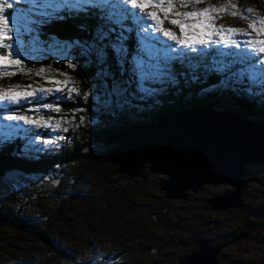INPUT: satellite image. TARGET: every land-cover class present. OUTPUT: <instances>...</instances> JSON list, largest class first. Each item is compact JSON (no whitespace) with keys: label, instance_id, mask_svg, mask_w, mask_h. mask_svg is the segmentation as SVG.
<instances>
[{"label":"rangeland","instance_id":"obj_1","mask_svg":"<svg viewBox=\"0 0 264 264\" xmlns=\"http://www.w3.org/2000/svg\"><path fill=\"white\" fill-rule=\"evenodd\" d=\"M172 5L173 13L170 15H165L158 8L136 9L145 16V27L137 29L135 26V45L141 35L147 34L160 43L167 42L175 46V42L167 41L162 32L152 31L151 12H157L162 20L158 27L175 33L179 38L180 30L169 23L170 19H182L178 14L200 12L205 8L216 9L210 13L214 26L238 29L239 32L233 34L232 39L241 44L239 47H224L222 43L214 45L213 48L218 51L213 55L223 59L221 52L231 53L243 61L238 67L251 68L254 64L257 69L260 68L264 54H259L257 60L256 54L243 41L264 39L248 27L249 23L264 18V0H172ZM27 7L14 5L6 15H18L20 9ZM215 38L219 40L220 36ZM56 43L63 42L40 37V41L32 47L26 44L23 54L27 59L22 61V67L11 66L14 75L0 76V92L22 91L29 85L33 89H55L58 85L46 81L64 82L59 85L62 92L44 98V103L52 105L53 113L47 116L41 105L25 104L20 108L0 103L15 109L12 113L0 112V138L20 137L25 141L24 149L29 141L17 133L14 127L16 122L2 119L4 115H28L58 124L55 128L32 129V132L41 133L35 137L36 145L43 140L52 141V144L44 146L50 151L41 152L38 156L24 151L23 156L17 155L22 158L37 160L43 154L58 153L66 136L63 129L67 128L68 131L69 126L74 128V120L71 123L67 120L69 116L63 114L66 110L61 109L58 96L64 91L79 95L81 88L77 87L78 80L68 67L74 59L65 60L62 50L53 46ZM173 85H167L163 92L150 98L142 111L132 108L107 117L104 130L128 128L137 122H154L160 110L166 111L167 107L178 105V97L171 100L164 98L169 92L168 88ZM255 85L260 86V83ZM91 90L95 98L94 87ZM215 91L225 96L218 98L222 100L220 103L230 96H226L230 90L217 88ZM37 107L41 109L38 114L27 111ZM56 108H59L58 112L54 111ZM62 121H66L67 125L62 124ZM6 124H12L13 127L5 128ZM92 124L98 131L97 119ZM21 128L27 130L23 124ZM106 148L108 146L104 143L93 144L95 154ZM60 168L54 173L37 177L12 169L7 174L8 179L0 180V209L17 214V222L9 217L11 221L8 223L0 220V264H86L99 261L104 264H170L198 251L202 241H210L211 246H222L219 264H264V164H249L252 174L243 180L240 207L222 211L214 209L208 200L224 192L233 193L235 187L231 184L219 187L206 184L198 191L190 190L189 199L194 198L192 201L169 199L161 188L166 176L150 171L149 166L144 170L146 178L120 174L107 160L79 162ZM161 195H165V200L161 199ZM127 198L133 200L127 202ZM205 203L209 206L206 207ZM42 229L48 233L47 242L35 234ZM229 241L234 242L229 244Z\"/></svg>","mask_w":264,"mask_h":264},{"label":"snow or ice","instance_id":"obj_2","mask_svg":"<svg viewBox=\"0 0 264 264\" xmlns=\"http://www.w3.org/2000/svg\"><path fill=\"white\" fill-rule=\"evenodd\" d=\"M19 4H26L28 7L20 9L18 15H6L9 9ZM149 7L158 8L165 15L173 13L172 0H0V76L14 75L15 72L10 70L11 66L22 67V61L27 59L23 54L25 45L32 47L39 42L43 27H47L50 22L71 19L79 21L77 28L88 33L90 39L77 38L53 46L62 50L65 60L75 59L81 67L95 65L94 79L100 82L99 85L94 86L95 115L99 132L104 131L107 117L117 111L132 108L142 111L143 105L150 98L163 92L167 85L176 84L178 75L184 79L185 84H188L203 83L209 73L220 74L222 79L219 84L203 89L204 92L217 88L240 91L237 86L245 85V81L248 83L244 86V91H251L257 82L264 88V61H260L258 69L254 64L251 68H244L237 66L243 61L231 53L221 52L223 59L213 55L218 51L213 48L214 45L222 43L224 47H239L241 44L240 41L232 39V35L239 32L238 29L214 26L210 13L217 11L216 9L205 8L200 12L178 14L182 19H170L169 23L180 30L179 38L175 33L158 27L162 20L157 12H151L149 16L153 21L152 31L162 32L167 41L175 42V46L172 43H160L155 37L145 34L140 36V41L132 48L128 34L133 29L127 27L126 22L131 19L137 29L145 27L143 24L145 16L140 15L136 9L143 10ZM248 11L252 10L248 9ZM189 20L196 22L187 23L186 21ZM89 21L94 23L90 24ZM248 27L258 37H264V18L249 23ZM137 34L140 35L139 31ZM216 36H220V39H216ZM243 43L256 54L257 60L259 54H264V39L245 40ZM192 53L197 55L192 56ZM112 61L115 63V70ZM177 64L183 69L182 71L177 72ZM76 66V64H68L70 68ZM46 82L56 84L58 87L33 89L29 85L22 91H3L0 92V103L20 108L25 104H37L45 109H52L51 104L44 103V98L49 94L62 92L63 89L59 85L64 82L60 80ZM88 95L89 93H84L85 99ZM64 99L60 97L59 102L63 103ZM14 110L8 108L10 112ZM40 110L39 107L27 109L37 114ZM54 111L58 112L59 108ZM2 119L16 122L14 127L17 133L29 141L25 146V153L38 156L41 152L50 151L44 146L52 144V141L43 140L36 145L35 137L41 133L31 130L55 128L58 124L21 114L4 115ZM21 124L27 126V130L21 128ZM4 127L11 128L13 125L6 124ZM63 130L67 131V128ZM11 139H14V136H4L0 138V143L6 144ZM197 259L193 256L191 264H197Z\"/></svg>","mask_w":264,"mask_h":264},{"label":"water","instance_id":"obj_3","mask_svg":"<svg viewBox=\"0 0 264 264\" xmlns=\"http://www.w3.org/2000/svg\"><path fill=\"white\" fill-rule=\"evenodd\" d=\"M106 140L113 147L105 157L120 174L146 178L149 166L166 176L161 188L169 199H189L190 190L206 184L233 185V193L208 200L218 211L240 207L243 180L252 174L249 164H264V122L232 109L182 108L148 124L110 131ZM7 219L0 213V220ZM221 247L202 241L198 251L175 264H191L193 256L197 264H219Z\"/></svg>","mask_w":264,"mask_h":264},{"label":"trees","instance_id":"obj_4","mask_svg":"<svg viewBox=\"0 0 264 264\" xmlns=\"http://www.w3.org/2000/svg\"><path fill=\"white\" fill-rule=\"evenodd\" d=\"M259 1V0H255ZM25 7L26 4H19ZM263 8V7H261ZM18 10V9H15ZM263 10V9H262ZM79 21L67 19L65 21L59 22H50L47 27H43L41 29V38L44 40L56 39L59 41H72L73 39H90L88 33L82 32L77 28V24ZM89 23H94V21H89ZM126 26L133 29L131 33H129V44L134 48L135 45V36L134 32L136 30V24L133 20H129L126 22ZM109 59L111 61V52L109 53ZM72 64H76L75 68H70L71 73L78 80L76 83L77 87L80 89V94L75 95L74 92H65L60 94L58 98L64 97L63 103H60V107L62 110H66L63 112L65 116H69V122H72V126L74 128H70L65 132V140L62 149L58 153L53 154H43L37 160L22 158L24 154V143L20 137L11 139L6 144L0 143V180L5 178V175L8 171L12 169H18L24 175L28 176H42L47 175L49 173H54L56 170H59L60 167H65L69 165H75L79 162H91L94 163L96 160H107L105 154L112 147H110L106 140V134L109 133L110 129H105L103 132H99L93 126V120H96L97 117L95 115V106L96 100L92 93V88L97 84L99 85V81L95 80L96 67L95 65H88L81 67L80 64L75 63V59ZM113 63V70H115V63ZM238 66V65H237ZM177 72L182 71L180 65H176ZM76 72V74H75ZM70 75V74H69ZM222 76L218 73H209L207 78L203 83H188L185 84L184 79L177 76V83L168 88V93L165 99H175L178 100V105L173 107H167V110L159 111V115L155 117L157 119L161 114L166 112H174L178 111L182 108H192L194 106H208L214 109H232L237 113L244 114L252 119H263L264 122V88L261 86L255 85L253 86L251 91H244L245 85L237 86L240 88V91H229L228 97L222 103H225L222 106L220 103L222 100H218L219 97H223L224 95H220L214 93L215 89L210 92H204L203 89L210 88V86L214 84H219ZM76 80V82H77ZM89 93L87 99L84 97V93ZM213 92V93H211ZM216 92V91H215ZM222 92V91H221ZM223 93V92H222ZM225 97V96H224ZM229 99V100H228ZM45 104H47L45 102ZM145 105V104H144ZM4 106V107H3ZM0 105V112L4 113H12L14 111H8V106ZM13 108L12 106H10ZM43 108V107H42ZM81 109L83 111H81ZM44 111V115L47 116L50 113H53L51 109H42ZM133 110V109H132ZM74 111L76 115H73ZM43 115V114H42ZM63 116V115H62ZM145 122H137L135 124H143ZM62 124L67 125L66 121H62ZM114 128V127H112ZM94 143H104L108 146L104 151H100L98 154H95L93 149ZM110 147V149H109ZM21 155V156H17ZM108 161V160H107ZM110 162V161H108ZM111 164V162H110ZM117 170V167L114 166ZM61 169V168H60ZM114 190V189H113ZM57 194L58 191H55ZM160 196V195H159ZM165 197V195L163 196ZM161 195V199H164ZM126 199V197H124ZM133 199L127 198V202H131ZM165 200V199H164ZM60 209V208H59ZM0 213L6 215L14 222H17V217L14 213L5 212L4 209H0ZM61 213V212H60ZM36 225V224H35ZM23 227V226H22ZM35 227V226H33ZM48 227V226H47ZM35 234L38 235V238L44 242H47V231L46 229H42L37 231ZM234 241H229V244ZM226 247V246H225ZM86 264H104L102 261L97 263H86Z\"/></svg>","mask_w":264,"mask_h":264},{"label":"flooded vegetation","instance_id":"obj_5","mask_svg":"<svg viewBox=\"0 0 264 264\" xmlns=\"http://www.w3.org/2000/svg\"><path fill=\"white\" fill-rule=\"evenodd\" d=\"M220 186H221V185H220ZM215 187H216V186H215ZM217 187H219V186H217ZM193 199H194V198H192V200H193ZM190 200H191V199H190ZM192 200H191V201H192ZM189 202H190V201H189ZM204 205H205L206 207L209 206V204H206V203H205ZM156 219H157V218H156ZM156 219H155V220H156ZM158 220H160V219H158ZM200 240H201V239H200ZM208 243H210V241H208ZM147 248H148V247H147ZM154 249L156 250V248H154ZM152 250H153V249H152ZM198 250H199V249H198ZM194 252H195V251H194ZM192 253H193V252H192ZM155 254H156V253H155ZM179 260H180V259H179ZM179 260H178V261H179ZM178 261H177V262H178ZM177 262H175V263H177ZM175 263H170V264H175Z\"/></svg>","mask_w":264,"mask_h":264},{"label":"bare ground","instance_id":"obj_6","mask_svg":"<svg viewBox=\"0 0 264 264\" xmlns=\"http://www.w3.org/2000/svg\"><path fill=\"white\" fill-rule=\"evenodd\" d=\"M190 200V199H189ZM224 246H226V245H224Z\"/></svg>","mask_w":264,"mask_h":264}]
</instances>
